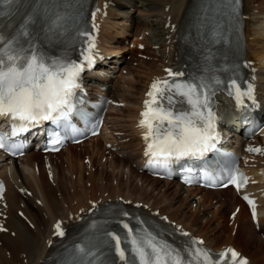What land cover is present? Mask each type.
Masks as SVG:
<instances>
[{
	"label": "snow or ice",
	"instance_id": "1",
	"mask_svg": "<svg viewBox=\"0 0 264 264\" xmlns=\"http://www.w3.org/2000/svg\"><path fill=\"white\" fill-rule=\"evenodd\" d=\"M91 47L94 44L90 43ZM28 52V55H21L15 42L0 40V117L11 118L14 132L17 121L19 129L27 131L41 121L67 118L73 107L74 90L79 88L78 78L84 70V66L77 62L49 60L35 49ZM86 60L91 64V55ZM168 71L170 77L183 75ZM228 87L230 92L235 89L238 103L242 96L252 95L250 84L246 91H242L235 80ZM211 94L214 93L207 84L195 80L177 81L173 78L151 85L140 121V127L145 129V155L150 157V163L166 166L172 160L184 157L196 159L214 148L215 117ZM2 147L5 144L0 137ZM232 182L239 185L244 181L241 177H233ZM123 227L132 237L129 248L122 247L118 234L111 235L125 264L127 251H131L133 264H247L232 249L210 254L198 240H192L186 248H176L150 232L133 235L135 230L127 223ZM56 228L57 234L62 236L60 225L57 224ZM183 235L187 236V233Z\"/></svg>",
	"mask_w": 264,
	"mask_h": 264
},
{
	"label": "bare ground",
	"instance_id": "2",
	"mask_svg": "<svg viewBox=\"0 0 264 264\" xmlns=\"http://www.w3.org/2000/svg\"><path fill=\"white\" fill-rule=\"evenodd\" d=\"M112 1L115 2V6L113 9H111L110 14H115V15L119 14L126 18L128 17L131 23L130 33L131 32L134 33L133 35L134 37H137L140 34V32H142L143 30L151 32L150 34L153 37V39L151 40L152 41L151 44L159 46V53L162 59L165 56V53H164V50L166 47L165 38L168 33V30L164 28L165 23H166L165 17L171 16V19H173L176 23L181 25V18L184 16L185 18H187L192 13L194 6L197 2V0H135V1L112 0ZM255 2H256L255 0H243V13H245L248 16L247 19L245 20V28H244V35H245V40H246L245 43L247 47L246 57L249 60H254L256 62V66L258 67V70L261 74V78H260L261 83L259 84V90L264 95V8L262 9V11H257L256 14L253 13L254 9H256V7L254 6ZM138 5L140 6L142 5L146 7V9L143 10L145 13L144 19H141V17H137V16L133 17V14H131V10L133 8L135 9V7H137ZM258 5H261V7H264V0H260V3L257 4V7ZM167 6L169 7V9L167 12H165L164 8ZM149 18L152 19L150 20L151 21L150 26H148L145 23L146 21L145 22L143 21ZM116 25L117 23L108 24L105 27L104 37H105L106 43L110 46L111 42H113L115 51L120 53V52H124V49H121L119 47L121 43L119 39L114 37L113 32L116 36L118 35L122 36L124 32L121 30L119 31L118 30L119 28L117 27L118 28L117 29L115 27ZM249 37H251V39ZM171 40H172V36H171ZM125 63L128 64L126 61ZM123 69H127V68H123ZM155 74L157 73L152 72V75H150L149 78H151ZM117 80L115 82L116 90L120 89L118 86L119 82ZM146 84L147 82L143 84V89L145 88ZM143 89L142 88L141 90L139 89L140 96H142ZM129 98L131 97H128L127 100H129ZM140 98H139V101L138 99L134 98L135 105L136 104L138 105L140 103ZM263 108H264V99H263ZM133 133L135 134L134 129H133ZM135 142L136 144L134 145ZM134 143L130 144L128 148L130 149L131 148L130 146L133 145L134 148L132 151L136 152L138 149L137 136L135 137ZM95 146H96L95 144H92L90 148H94ZM86 150L87 149H85L84 152H88ZM72 151L74 150L71 149V150H68L67 152L69 153L70 157L73 156ZM80 154L81 153L77 151L75 153V155H80ZM89 156L87 155V158H89ZM135 156L136 158H138L139 152L138 153L136 152ZM132 160L134 163L136 162L134 159ZM124 162L125 160H120L119 163H117L114 160L112 164L117 163L118 165H120V164H124ZM17 174L19 177L18 171H17ZM142 178L143 179L146 178L149 180V178H147L146 176L145 177L142 176ZM151 181L158 182V180H150L149 182ZM40 185L49 195L51 199V202H50L51 206L54 208L58 207V205L53 201L54 199H57L55 195V189L50 187L49 185H44V182H42V180H40ZM165 186H166V183H165ZM62 189H65L64 186H62ZM74 190L72 191V193L74 192ZM227 191L228 190H225L222 192H227ZM60 192H61V189H60ZM184 192L189 193V190H184ZM7 193L9 197V199L7 200V203L10 202V207L8 210L9 218L6 221V227L10 231H12L13 228H16V232H15L14 238L10 236H5L4 234H0V242L2 244V247H0V264H16V263L21 264V261H20L21 257H24L27 260V264H38L40 260L43 258L41 256L44 254V251L46 250L45 241L48 235L50 234V225L48 224V217L43 216L41 208L37 207L36 214H34L33 212L31 213V218H32L31 221L34 225V228L31 230L30 228H28V226H25L22 220H20L17 216H13L12 214L13 213L12 208H14L16 204H19L20 201H22L26 209H28V204L30 203V200L29 199L25 200L23 198L21 199L20 196H18L13 190H10V189L7 191ZM62 194H63V191L60 193V196H62ZM213 194L214 193L209 192V191L201 192L199 201H202L201 206L204 207L205 210H208V207L210 206L212 207L214 206V204L211 203L213 198H215V197L212 198ZM93 198L95 197L93 196ZM83 199L81 200V202L83 201ZM85 201L87 202L88 199L85 198ZM236 201L237 200L234 199L233 196H229L226 199V202H220V201L216 202L217 204H219V209L217 211L215 212L207 211L209 213L204 212L203 216L197 215L196 216L197 219H200L202 217L205 218L207 216V222L204 226L201 225L198 228V231L196 233L206 238H209L207 237L208 232L206 231L209 227L212 232L215 231L219 233L216 237L213 238V240L211 239L208 241L210 244H212L213 246H223V245L233 244L239 250H241L244 254H246L251 259H253L257 264H264V248L262 247V245L259 247V249H256L253 251L251 250V247L249 245L253 237L251 234H248L246 230L245 222L248 221L249 219H248L246 210L243 206H241L240 211L236 216V223L239 226L237 230L235 231L234 236H232L231 234L232 228L229 229L228 227H225V229L222 231L221 219L215 222L216 216L226 206V204H229V203L232 204L231 207L233 208V206L236 204ZM81 205L83 204L78 205V207L75 210H77ZM176 214L177 212L170 216L174 219ZM189 218L188 220H186L185 224L188 228H191V226L195 225V222L197 221L194 222V219H189ZM262 222L263 221L261 220V224ZM251 225L252 224L249 223L250 228L252 227ZM253 229L254 227L251 228L249 232H254ZM220 236H224L225 241L220 242L219 244H216ZM255 245L259 246L256 243ZM3 251H9L10 255L9 256L3 255L4 253H6Z\"/></svg>",
	"mask_w": 264,
	"mask_h": 264
},
{
	"label": "rangeland",
	"instance_id": "3",
	"mask_svg": "<svg viewBox=\"0 0 264 264\" xmlns=\"http://www.w3.org/2000/svg\"><path fill=\"white\" fill-rule=\"evenodd\" d=\"M256 2L255 3H260V0H255ZM264 7H261V5H258V7L256 6V9H258L257 11H262V9H263ZM135 9H136V7H135ZM144 9H146V7L145 6H140L139 7V9H137L138 11H136L135 13H132L133 14V17L135 16H137V17H141V19H144L145 18V13H144ZM165 9V8H164ZM256 9H254V10H256ZM132 12V11H131ZM152 18V17H151ZM150 20H152V19H146V20H143L148 26H150L151 25V21ZM119 21V23L121 24V23H123V20L122 19H120V18H118V19H116L115 20V22L114 23H116V22H118ZM109 24H113V20H111L110 22H109ZM116 28L118 27V26H115ZM146 30H143L142 32H145ZM142 32H140V33H142ZM149 32V31H148ZM149 33H151V32H149ZM139 35H141V34H139ZM153 39V37L151 38V40ZM135 44H137V42H135ZM123 46V43H121V47ZM126 64V63H125ZM135 63H132V65H131V68L132 69H134L133 70V74H130V75H124L125 77H124V80H125V82L127 83V85L128 86H126L125 85V87H124V90H125V92H126V95H129V97H131V98H129V100H127V98H126V100L128 101V102H132V103H134V98L135 99H138V101H139V98H136L137 97V95H138V91H140L141 90V88L143 89V84L144 83H146V82H148V80L150 79V78H148V80L146 81V82H144V81H141L142 80V78H144L145 77V75L147 74V72H148V69H146V68H143L142 66H135L134 65ZM128 65V64H127ZM151 73V71H149V73L148 74H150ZM140 82V83H139ZM139 83V84H138ZM137 84H138V87H137V90L138 91H136V86H137ZM118 86H119V83H118ZM120 88V87H119ZM140 89V90H139ZM133 98V99H132ZM131 103V105L129 104V106L128 107H125V108H122V109H112V113L110 114V117H109V119H108V124H109V126H112L113 128H118V129H121V130H123L124 132H128L129 131V127H128V125H129V122H130V119L132 118V113H133V104ZM135 104V103H134ZM136 106H137V104H136ZM137 108V107H136ZM136 108H135V111H136ZM132 131H133V128H132ZM130 144H132V143H130ZM129 144V145H130ZM129 145H127V149H129L128 148V146ZM131 148L130 149H132L133 150V148H134V146L133 145H131L130 146ZM129 149V150H130ZM84 151H85V149H84ZM86 151H88V150H86ZM73 152V156H71L70 157V155H69V153H67V155H68V161L66 162V166H65V168L62 166V170H61V172H62V174H63V176H62V178H64L65 177V175L66 174H69V175H72V174H78V176H77V186H79L80 188H81V186L78 184V183H80V182H82L85 178H83V175H82V173H80V171H81V169L83 168V166L81 165V163L80 164H78V161H81L83 158H84V155H82V154H80V155H75V153H76V150H74V151H72ZM89 152V151H88ZM88 152H86L85 154H88ZM135 155V154H134ZM65 155L63 154V155H61V159H62V162L64 163V165H65ZM72 157H74L75 159H76V164H75V162H74V160H73V158ZM91 157V156H90ZM92 159V158H91ZM122 160H125V162H124V164H122V165H125L127 162H128V160L127 159H122ZM116 161V160H115ZM120 161V160H119ZM119 161L117 162V163H119ZM114 162V161H113ZM132 162V160H129V168L131 169V170H135L136 168H134L133 167V163H131ZM117 163H114L113 165L115 166V168H117L116 166H120V165H118ZM62 164V163H61ZM76 165L78 166V168L76 167ZM74 166V167H73ZM93 167V166H92ZM56 169H59V167L57 166L56 167ZM106 171L107 172H109L110 174H111V176L112 177H114V178H119L120 176H123V179H122V182H119L118 184H115V182H113V181H107V182H105L104 184H103V186H101L102 185V183L103 182H101V180H98V182H97V186H95V187H97V188H99V189H101V190H107V191H113V192H116V191H118L119 193H122V194H125V195H131V196H133L134 198H136V199H138V196L139 197H148V199H150L151 201H154V202H156V203H158L157 204V206H159V207H161V206H163L164 208H166L168 211H172L173 209H175L176 207H178V206H181V212H180V216L179 217H181L183 214H187V215H189V214H191V212H192V208H193V206L191 207L190 206V204L188 203V202H185L184 200H183V197H184V194L183 193H181V191H178V189L175 187V186H169L168 185V183H166V186L168 185L169 187H166V186H164L163 188L162 187H160V185L159 186H157V187H153V188H151L150 186V183H145V185L143 184V186H144V189L143 190H139L138 189V186H136L135 185V183L136 182H138V178L137 177H135V174H133L132 173V171H131V173H127V168H125L124 170H121V171H112V168L109 166V165H107V167H106ZM19 172V171H18ZM55 172V168L53 169V173ZM125 175H128L127 176V183L125 182V180H126V176ZM92 175L90 174L87 178H89L88 180L90 181L91 179H92V177H91ZM19 177H21V173L19 172ZM91 177V178H90ZM41 180V179H40ZM65 180H67V178H65ZM79 181V182H78ZM150 181V180H149ZM153 184H157L158 182H155V181H151ZM25 183V182H24ZM88 183H90V182H88ZM117 183V182H116ZM38 185V184H37ZM44 185H47L46 183H44ZM75 185H76V182H74V183H72V188H73V190L75 189ZM147 185V186H146ZM64 186V185H63ZM64 188H65V190H67L68 189V187H65L64 186ZM43 189V188H42ZM159 189H161L160 190V194H159V192H158V190ZM59 191H60V189H58ZM64 190V191H65ZM63 191V192H64ZM75 191H76V189L74 190V192L72 193V195H76V193L77 194H79V192L80 191H76V193H75ZM43 192H44V195H45V198H46V200H47V202L48 203H50L51 202V199H50V197H49V195L47 194V192L43 189ZM82 192H83V196H84V194H87L86 193V191L85 190H83L82 189ZM65 193H66V191H65ZM101 193V191H97L96 192V194L98 195V194H100ZM77 196V195H76ZM79 196V195H78ZM93 196H95L94 194H93ZM160 196H162V198H160ZM60 197H62V198H60V200H64L65 199V196H64V194H62V196H60ZM67 198L69 197L68 195L66 196ZM75 197V196H74ZM20 198L22 199L23 197H21L20 196ZM23 199H25V200H27L28 198H23ZM83 199V197L82 198H79L78 199V201H77V204H79L80 202H81V200ZM30 200V203L28 204V209H26V207L24 206V208H25V210H26V213L31 217V213L33 212L34 214H36V208L37 207H39V206H37L36 204H35V202L32 200V199H29ZM57 205H59V199H58V197H57V199H54L53 200ZM20 203H22V201H20ZM170 203H172V206H169V204ZM24 204V203H23ZM51 204V203H50ZM8 205H9V207H10V202L8 203ZM232 204H226V206H231ZM213 207H215V205L213 206ZM212 207V208H213ZM219 209V208H218ZM217 208L215 209V211H217L218 210ZM209 210V209H208ZM207 213H209V212H207ZM222 213V210L219 212V214L218 215H220ZM227 213H228V210H226L225 211V215H227ZM172 215V214H171ZM218 215L216 216V218L218 217ZM192 216H194V215H192ZM190 217V218H189ZM189 219H191V215H189ZM188 218L186 217V216H184V220H185V222H186V220H188ZM215 218V222L216 221H218L219 219H216ZM175 219H176V217H175ZM224 221H225V218H224ZM23 222V221H22ZM198 222H195V225L197 224ZM204 223V219H202V220H200L199 221V223L196 225V227L195 228H197L198 227V225H200L201 226V224H203ZM221 223H222V221H221ZM246 223V230H247V232H248V234H251L252 235V241L250 242V247H251V245H255V243L257 244V242H256V240H260L258 237H257V235L259 234V233H256L255 232V229H253L254 230V232H249V230L251 229V228H253V226L250 228V226H249V222L248 221H246L245 222ZM195 225H192L191 226V228L193 227V226H195ZM212 225V224H211ZM199 226V227H200ZM198 227V228H199ZM225 227H226V224H223L222 223V231L225 229ZM198 228H197V230L196 231H198ZM211 231V229H209V231L208 232H210ZM218 233L217 232H212L211 231V233H209L208 235H209V238L210 239H212L213 240V238L217 235ZM222 237H224V236H220V238L217 240L218 242L216 243V244H219L220 242H223L222 241ZM225 238V237H224ZM255 239V240H254ZM255 242H254V241ZM224 241H225V239H224ZM259 245V244H258ZM263 245V244H262ZM261 245H259V246H256V248L254 249V250H256V249H259V247H260Z\"/></svg>",
	"mask_w": 264,
	"mask_h": 264
}]
</instances>
